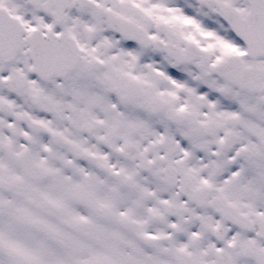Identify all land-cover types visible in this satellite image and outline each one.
I'll use <instances>...</instances> for the list:
<instances>
[{"label":"snow or ice","instance_id":"1","mask_svg":"<svg viewBox=\"0 0 264 264\" xmlns=\"http://www.w3.org/2000/svg\"><path fill=\"white\" fill-rule=\"evenodd\" d=\"M0 264H264V0H0Z\"/></svg>","mask_w":264,"mask_h":264}]
</instances>
